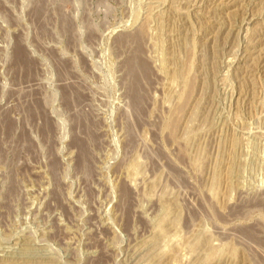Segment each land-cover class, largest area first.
Listing matches in <instances>:
<instances>
[{
    "label": "rangeland",
    "instance_id": "1",
    "mask_svg": "<svg viewBox=\"0 0 264 264\" xmlns=\"http://www.w3.org/2000/svg\"><path fill=\"white\" fill-rule=\"evenodd\" d=\"M0 264H264V0H0Z\"/></svg>",
    "mask_w": 264,
    "mask_h": 264
}]
</instances>
